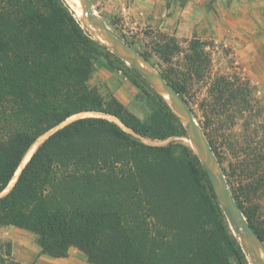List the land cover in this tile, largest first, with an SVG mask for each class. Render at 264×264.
<instances>
[{
	"label": "trees",
	"instance_id": "obj_1",
	"mask_svg": "<svg viewBox=\"0 0 264 264\" xmlns=\"http://www.w3.org/2000/svg\"><path fill=\"white\" fill-rule=\"evenodd\" d=\"M66 3L0 0V232L9 226L29 231L41 254L54 258L76 248L87 264H249L194 148L181 140L161 146L144 141L188 137L183 121L134 68L96 41ZM161 36L157 51L169 63L179 48ZM204 46L190 42L185 71H161L195 118L186 93L210 64ZM142 56L150 62V55ZM98 58L145 94L152 106L147 120L89 85ZM210 85L212 107L232 120L253 108L249 84L221 76ZM83 113L95 115L59 128ZM52 131L22 167L35 142ZM204 138L264 247L261 146L252 151L255 157H236L226 167L208 131ZM258 144L264 148V132ZM0 264H19L12 243L1 238Z\"/></svg>",
	"mask_w": 264,
	"mask_h": 264
},
{
	"label": "rangeland",
	"instance_id": "obj_2",
	"mask_svg": "<svg viewBox=\"0 0 264 264\" xmlns=\"http://www.w3.org/2000/svg\"><path fill=\"white\" fill-rule=\"evenodd\" d=\"M91 1L93 7L85 2L90 8L92 15L94 14L93 16L91 15V17L97 21H104L115 34L118 36H124L128 41V43H126L141 56L144 53L150 55V62L146 61L160 73L169 67H173L174 70L178 72L185 71L187 65L186 55L189 54L190 42L193 39H196L205 43L206 46H204V50L207 53V58H209L210 64L209 66L207 64L208 67H205L203 78L194 77L191 85L187 88L186 93V98L196 115L195 120L200 132L204 137V132L208 131V134H210V136L216 141V145L220 148L224 157V165L226 167H229L231 162H237L236 157L242 159L258 155L256 152L253 155L254 148H257V145L261 146V153L264 154L263 146L258 144L260 143L262 133L264 132V59H257L256 57L259 54L264 57V51L259 52L254 50V44L258 46L260 44V41L258 40L259 38L253 40L254 36H251L253 38H250L248 35L228 33L227 28L233 27V24L228 23L227 20L221 18L219 22L220 28L219 30L217 28L215 31L216 36L212 39H203V36L206 35L203 33H205L204 31L209 30L211 22L210 20H204L205 29L201 31L202 33H197L196 19L190 18L189 15H183V11L189 6L192 10H195V5L197 4L195 1L191 0ZM66 2V4L71 7L68 1ZM77 16L96 41L114 52L108 44L101 42L97 38L99 33L104 31L91 25L89 22L90 16H88L87 19L78 14ZM238 29L239 28L237 27L236 32H239ZM162 34L174 39L179 48L178 51L173 53L171 62L169 63L163 61V57L161 58L160 53L157 51L158 45L163 44V41H161L163 40L161 36ZM250 43H253V49L249 47ZM126 63L128 66H131L128 62ZM221 76L227 78L231 82L239 84L240 86H246L249 84L248 90L251 91L250 98L252 100L251 106L253 108H250L248 113L244 114L243 118L232 120L220 107H212L210 84L215 78ZM88 82L91 87L97 88L102 95L115 96L132 113L140 117L142 120H147L151 116L152 106L145 94L141 93L122 72L110 68L103 58H98L96 60V72L89 78ZM147 90L149 92L156 91L152 86ZM250 110L252 111L250 112ZM231 112V116L234 115L236 113L235 108L232 107ZM94 115L95 114L93 113L79 114L68 120L59 128L81 117ZM183 121L185 124L188 123L185 118H183ZM247 124H250V130L246 129ZM254 130L261 131L262 133H259L258 135L253 134ZM54 131L41 137L33 145L34 147L29 154V158L38 145ZM189 134L188 137L173 138L165 142L151 141L148 139H144V141L148 144L161 146L172 141L181 140L190 144L192 148L197 151L195 145L189 138L191 133L189 132ZM244 150H248L249 152H245ZM28 160L22 165V167L28 162ZM217 166L218 170H216V173L217 175H220L221 170L218 163ZM19 173L20 170L17 172L14 180L4 194H6L14 185ZM226 185L230 189L227 182ZM261 204V217L264 222V201ZM230 227L240 243L249 264H262L264 254L258 242L252 240L251 237H246L241 227L237 228V231H235L231 225ZM11 231L12 229L9 227L3 228L0 232L1 240L11 242V238L14 236ZM25 235L26 236L17 235V238L22 241L21 247L19 248L21 251L25 248V245L37 246L35 235L32 239L29 237L31 236L30 234ZM13 260L17 262L14 257Z\"/></svg>",
	"mask_w": 264,
	"mask_h": 264
},
{
	"label": "crops",
	"instance_id": "obj_3",
	"mask_svg": "<svg viewBox=\"0 0 264 264\" xmlns=\"http://www.w3.org/2000/svg\"><path fill=\"white\" fill-rule=\"evenodd\" d=\"M195 1V10L190 6L183 11V15H189L190 18L196 19L197 33H202L204 20H210L209 30L204 31L206 34L203 39L214 38L215 31L219 30V22L222 18L228 23L233 24V27L227 28L228 33L248 35L250 38L254 36L259 38V46L255 45V51H264V0H191ZM239 28V32L237 30ZM246 38V37H245ZM251 44V45H250ZM249 47L253 49V43ZM257 59H264L261 54L256 56ZM12 229L14 236L11 238L12 256L21 264H87L85 255L76 248H71L67 257L54 258L41 254V248L38 246L25 245L21 251L22 241L17 238V235L26 236L30 234L31 239L34 234L18 227L9 226Z\"/></svg>",
	"mask_w": 264,
	"mask_h": 264
},
{
	"label": "water",
	"instance_id": "obj_4",
	"mask_svg": "<svg viewBox=\"0 0 264 264\" xmlns=\"http://www.w3.org/2000/svg\"><path fill=\"white\" fill-rule=\"evenodd\" d=\"M82 1L86 2L89 6L93 7V3L91 0H82ZM89 22L93 27L104 31L107 34L109 40L112 41L115 45L119 46L124 51L125 56H121V55L118 56H120L122 59L128 62L152 87H154L156 92L158 88H162L172 100L178 102V108L181 114L186 117L188 123L185 124L183 119L176 112L174 113L183 121L188 134L189 132L191 133V136L189 138L191 139L192 143L195 145L197 150L196 152L201 158L202 162L204 163L206 170L208 171L210 180L216 191L218 201L220 202L230 225L235 231H237V228L241 227L246 237H251L252 240H256L258 242L264 254V247L262 243L253 232L252 228L249 226L246 218L243 216L240 208L235 202L230 192V189L226 185L224 176L221 173L220 175H217L216 170H218V166L216 159L213 155V152L210 149L206 139L203 137L202 133L200 132L195 117L187 107L185 101L180 96V94L175 90V88L171 85V83L160 72H158L155 68H153L139 53H137L121 37L115 34L106 25L104 21H97L90 16ZM117 123L120 124L122 127H124V125L119 120ZM124 128L126 129V127ZM262 264H264V259Z\"/></svg>",
	"mask_w": 264,
	"mask_h": 264
},
{
	"label": "bare ground",
	"instance_id": "obj_5",
	"mask_svg": "<svg viewBox=\"0 0 264 264\" xmlns=\"http://www.w3.org/2000/svg\"><path fill=\"white\" fill-rule=\"evenodd\" d=\"M66 1H68V3L71 5V7L75 10V12L79 16H82L85 19H87L88 16H91L92 15V12H91L90 8L85 4V2H82L81 0H66ZM84 18H83V20H84ZM97 38L101 42L108 44L113 49V51L116 54H119L121 56H125L124 51L119 46L115 45L112 41H110L109 38L107 37V34L105 32L99 33V35L97 36ZM157 92L171 105V107L174 110V112H176L182 119L183 118L186 119V117L181 114V112H180V110L178 108V102L177 101L172 100L168 96V94L162 88H158L157 89ZM33 147L27 153V155H26V157L24 159L23 164L28 160L29 154H30L31 150L33 149Z\"/></svg>",
	"mask_w": 264,
	"mask_h": 264
}]
</instances>
